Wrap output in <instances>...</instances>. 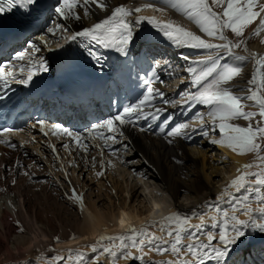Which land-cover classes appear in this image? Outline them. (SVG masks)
Masks as SVG:
<instances>
[{
	"label": "bare ground",
	"instance_id": "bare-ground-1",
	"mask_svg": "<svg viewBox=\"0 0 264 264\" xmlns=\"http://www.w3.org/2000/svg\"><path fill=\"white\" fill-rule=\"evenodd\" d=\"M145 1L151 3L154 10L149 9L144 12L141 11L139 14L143 16H156L161 20L171 19L185 28L203 36V33L199 32L198 26L193 21L189 20L187 16L179 10V7L173 8L171 6L172 3H177L178 0ZM105 3L107 4L106 11L101 10L93 4L87 5L89 9V14L85 15L88 18L87 21L71 18L67 19L66 21L67 23L69 22L72 31L75 33L77 31H82L84 28L91 27L94 23L110 15L112 9L117 6H134L140 2L139 0H105ZM155 9H163V11L160 12ZM77 12L84 14V8L79 7ZM225 32L228 35L227 29ZM136 33L137 38L128 48L129 59L123 64H119L117 67L120 72L117 76L116 83L120 89L115 88L112 91L115 102H118L119 97H121V99L124 98L125 102L120 111L127 105L136 104L137 99L142 93L137 82L139 72L136 70V64L134 63L135 57H141L139 53V46L141 44L154 39H161L168 43V49L165 50L162 60H159L158 71H156L155 68L151 71V76L153 77L152 87L158 89L159 92L165 91L164 87L167 83L164 85L159 84L158 79L164 78L165 72L167 71L166 67L169 66L170 72L176 59L174 58L175 56L180 55L189 57L188 60H185L186 66H189L190 61L193 60L192 58L206 55L204 50L187 47L178 48L174 46L162 33L153 28L152 25L148 24L146 21L142 23L140 28L136 26ZM60 42L59 40L56 44ZM213 42L220 43V41ZM262 45V43L254 44L250 41L247 43L248 51H246L243 56H248L249 52L261 55L263 53ZM163 62L168 63V65ZM247 64V67L240 77L234 81V91L238 92V95H244L245 90L250 87L247 81L251 78L256 67L255 61L252 59L247 61ZM180 72H182V68L176 74V77L183 83L186 79L183 76L185 72ZM172 74H175V72H172L171 75ZM180 90L170 92L169 95L178 98ZM193 90L197 91V88H193ZM163 96L165 99V95ZM161 101L159 96H157L154 101L157 107L167 109V111L161 115L160 120H153L151 117L146 120L141 118L139 120H134L133 124L124 125L125 132L131 141L130 147L133 151H137V154L134 157L130 156L131 158H127L123 155L121 158L122 160L119 162L113 161V163H111L110 161L108 168L109 173L106 177V180L110 183V187L108 184L106 186V181L104 183L102 182L104 181L102 164H99V170L96 169L97 165H94V161L92 164L85 162L83 166L78 162L73 164L71 169L75 171L72 172L71 179L75 178L74 176L77 173L76 169H78L79 177H77L79 180L81 176L87 177L85 174L89 171H86L85 168L89 167L91 170L88 176L90 175L91 182H93V184L97 183L98 186H100L97 200L92 201L88 200L84 195L83 191L86 187L76 189L74 184L71 183L72 188L70 189L72 193L73 190H75L77 194L83 197V209L81 208L80 202L71 198L58 204L56 188H63V184L61 183H63L62 180H64L59 169L58 174H56L57 177L54 178L48 166L45 167V169H41L40 167L41 170L46 171V179L50 178L51 181H55H48L50 187L53 189L51 191L43 189L46 186L44 183V186H42L43 188L39 189L38 185L43 181L37 182V177L28 174L24 175L23 167L21 171L19 170L16 179H14V176H10L4 180L0 177V199L3 198L0 200V264H99L100 260H102L104 264H142L141 260L132 258L139 257L142 253L139 248L131 246V241H125L128 243L129 247L126 250H121L119 248L120 240L99 241V237L101 235L110 237L130 235L126 226L131 223L135 225L132 226L134 228L139 229L143 227L149 234H155L156 236H163L165 239H170L166 235L169 230V225L164 221L168 213H178L181 217H188L191 224H199L200 221L198 217L200 215H204L206 220H209V218L214 215V206L226 208V201L231 200V196H226L222 200H218L217 198L221 196L225 186H227L226 184H229L232 179L239 175L237 169L241 168L242 165L246 163H252V158L248 157V154L243 156L237 155L226 146L214 144L213 147L223 154L221 163L223 166L228 165V167H221L220 169L217 167L215 168V172L208 173L207 163L202 152L199 151L198 154L194 153L195 155L191 157L187 155L186 152L181 153L182 149L185 148L183 143L191 142L188 140L186 134L179 137L167 136L165 139L161 140L146 138L149 134H167L172 127L180 123L190 125V127L185 129V133L193 130L195 134L202 133L203 129L209 131L212 127L211 123L208 122L207 115H205L207 128H203L204 125H201L198 115L194 116L193 112H191L185 117H180L171 105H165L161 103ZM186 104L187 103H183L180 106ZM148 110L149 109L146 111ZM206 110H209V106ZM169 115L172 116L171 123L165 128L164 132H160L159 129L162 126L163 120ZM141 129H143V131ZM215 132H219V130L216 129L215 131H211L210 136H216V134H214ZM22 136L24 137L25 146L7 150L4 158L0 159V165L2 166L1 163L6 162L8 158L12 160L14 157H18L19 161H21L27 155H29L32 160H35L36 163L38 162V164L43 162L49 163V160L45 157L44 151L40 149V145L33 143L25 134ZM198 136L201 135L197 134L196 137ZM60 139L59 137L56 140ZM169 140L172 141V144L169 143ZM37 141L41 142L38 139ZM166 143H169V147H167ZM31 145L34 146L37 152L42 153V156L36 155L29 150ZM67 151H69V149ZM83 151L84 150H82V152ZM71 153L72 151H69V154ZM164 153L169 156V159L164 158ZM93 154L95 153H92V156ZM127 155L131 154L127 153ZM106 156L108 157V154ZM137 156L140 157H138V159L147 162L149 168L141 164L142 162L140 160H136ZM132 158L136 160H132L135 165L129 169L128 166L130 163L126 160ZM212 158L214 159L215 156ZM33 162L34 161H32L28 167L30 170L36 167V165H32ZM59 167H62V164H60ZM134 169L137 172L134 171ZM258 170L259 169L255 167L252 169V171ZM0 173L5 174V172ZM97 173H102V175H97ZM218 173L223 175L222 185L220 186L214 181V175ZM59 174L61 176L57 181L56 179ZM144 176H147L145 180L148 181H144ZM150 180L160 183L163 186L162 192H160L161 190H154L153 184L149 183ZM74 182L75 184L77 183L76 181ZM55 184L57 185L56 187H54ZM139 191L142 193H139ZM113 192L118 195V203L117 201L112 203L110 200L109 195H112ZM126 193L128 194L127 196L125 195ZM183 193H191L190 196L192 200L188 198L190 200L182 202ZM137 194L140 196L138 197ZM231 194L239 196L245 193L243 190L237 193L233 188L231 189ZM62 195L66 197L63 191ZM70 197H72V195ZM136 197H138V199ZM102 198L104 199L102 200ZM134 198L135 201L137 200L136 202H138V205L133 203ZM103 201H107L108 204L112 206L110 208H104L103 206L99 207L98 205ZM206 204L212 207L207 209ZM253 205V208L257 207L255 202H253ZM150 215L158 220L156 222L149 221ZM240 218L246 219L243 215H240ZM121 225H123V227ZM162 227L164 231H161ZM206 230L216 231V229H210V227ZM251 232L252 231L248 232V235L241 240L231 253L232 255L242 251L241 257H245L247 264L255 263V261H253V254L255 252L250 249L253 242L258 241L255 245L256 250L262 247L264 249V234L259 233L258 235H253ZM199 235L201 239H206L202 233ZM93 246L97 248L96 252L92 251ZM105 246H114L118 253L115 260L107 253L101 255ZM162 246L167 247V245ZM150 247L151 246L147 245L144 247V252L147 253V255L144 256L145 264H156L158 261L175 259L171 252L159 254L155 250L149 251ZM122 251L131 252L132 257L125 259L123 255H121ZM81 256L83 257L82 261L79 260ZM56 257H63V259H60L61 261L56 260ZM257 260L259 261V259ZM209 264H214V262H209Z\"/></svg>",
	"mask_w": 264,
	"mask_h": 264
},
{
	"label": "snow or ice",
	"instance_id": "snow-or-ice-1",
	"mask_svg": "<svg viewBox=\"0 0 264 264\" xmlns=\"http://www.w3.org/2000/svg\"><path fill=\"white\" fill-rule=\"evenodd\" d=\"M38 0H0V16L11 13L19 9L25 14H30L32 8L37 5ZM96 5L101 10H107L105 0H59L55 7V12L67 20L69 18L80 20L81 17L77 12L79 7L84 8V15L89 14L87 5ZM173 8L179 7V10L185 16L193 21L202 35L192 31L175 21L161 20L156 16L137 15L135 20L130 19L134 13H140L143 9L137 7L130 9L124 5H120L112 9L111 14L106 18L94 23L91 27L84 28L82 31L73 33L69 39L71 41L82 38L87 41L84 46L88 48V54L93 56L97 61L100 57L92 50L90 45L95 44L105 49H115L124 55H127V50L137 38L136 26L146 21L157 29L163 36L174 46L181 48L187 47L191 49H200L206 52L197 63L203 67H190L187 71L192 74L191 85L197 88V91L189 93L184 98V103L192 102V105L197 104L209 106L206 115L208 122L212 127L209 131H204L202 134L208 136L211 131L219 130L220 138L212 139L211 143L226 146L237 155L253 154L256 163H246L241 168L237 169L239 175L230 181L227 187L222 192L218 200L224 199L226 196H231L229 208H221L214 206V215L209 220L205 219L204 215H200L199 224H191L188 217H181L178 213H172L164 218L168 223L169 230L166 235L170 239H165L163 236L149 234L145 228L139 229L129 226L128 232L130 235H121L119 237L103 236L99 237V241L103 240H120L119 248L126 250L129 245L125 241H131V246L139 248L142 255L132 257V253L122 251L121 255L125 259L132 257L144 262V247L151 246L149 251L155 250L159 254L171 252L175 259L167 261H158L156 264H227V260L231 253L235 250L241 240L248 235L249 231H255L264 234V55L249 52L248 56L238 55L234 49L241 48L244 45V50L248 51L247 41L243 39L245 29L256 23L252 35L261 37L264 34V2L262 0H178L177 3H172ZM222 9L216 11L215 8ZM144 8L153 7L151 4H145ZM162 12L163 9H155ZM61 25H57L60 28ZM228 29L238 39L233 42L229 39L225 30ZM49 32L52 29H48ZM43 40V37L40 38ZM213 41H220L214 43ZM264 43V38L261 40ZM34 51H39L35 48ZM233 57L236 60L252 59L255 61V70L247 84L251 87L245 90L244 95H238L233 90L235 78L242 74V69L238 66L230 65L227 62L221 63L225 57ZM24 54H18L16 59L24 60ZM188 60L189 57H182ZM39 71L46 72L48 68L45 62L41 61L38 65ZM21 72L24 71L21 67ZM36 73L29 68L27 78L19 80V83L28 84ZM7 76H13L11 72H5L4 68H0V82L7 85ZM13 79L15 77L13 76ZM146 93L139 99L136 104L123 107L118 114L104 120L93 126L94 130L106 128L108 132L116 130L117 124L128 125L133 124L134 120L141 118L160 120L161 115L167 111L166 108L157 107L154 101L157 96L161 98L166 105L168 100L164 99L163 93L151 86V81H144ZM3 99V96H0ZM251 101L258 108V111H246L243 101ZM146 109H149L146 111ZM259 117V122L256 124L248 123L246 126H241L237 123L238 120L252 121ZM201 125H204V115H199ZM172 116L166 117L160 132H164L165 128L171 123ZM43 123V122H41ZM190 127L189 124L180 123L171 128L167 132L169 137H179L185 135V129ZM55 133L67 135L71 137L79 147L87 150V145L81 141L79 133H74L67 128H62L60 125H53ZM43 130V129H42ZM143 131V129H141ZM12 129H4V132H11ZM93 130L89 131V135ZM103 135L102 133H97ZM2 135V133H0ZM47 135V133H45ZM106 140H115L114 136L105 137ZM0 143H9V141L0 140ZM169 143H172L169 140ZM15 147V144H10ZM68 147L67 144L64 145ZM53 151L55 148L53 146ZM258 168V171H252L253 168ZM102 175V173H97ZM235 189L237 193H245L242 196L231 194V189ZM71 199L81 203L83 209V197L73 190ZM255 202L257 207H252V202ZM240 215L246 217L241 219ZM123 224V221H122ZM174 225V226H172ZM216 229L217 231L206 230ZM161 231H164L163 227ZM203 234L206 239H201L199 234ZM143 237V238H140ZM98 241V243H99ZM162 245H167L164 247ZM92 251L96 252L97 248L92 247ZM107 253L113 260L117 258V251L114 246H105L101 255ZM56 260L63 257H56ZM80 261L83 260L81 256Z\"/></svg>",
	"mask_w": 264,
	"mask_h": 264
},
{
	"label": "rangeland",
	"instance_id": "rangeland-1",
	"mask_svg": "<svg viewBox=\"0 0 264 264\" xmlns=\"http://www.w3.org/2000/svg\"><path fill=\"white\" fill-rule=\"evenodd\" d=\"M262 1H264V0H262ZM214 8H215V6H213ZM215 10L216 11H221L222 9H219V8H215ZM88 20V18H86V21ZM252 27H253V25H250V26H248L246 29H245V35H244V37H243V39H246V41H247V43H249L250 41L252 42V43H254V44H257V43H262L260 40H262V38H263V36H261V37H257L256 36V38H254V37H252L251 35H252V32L251 31H249L250 29H252ZM227 32H228V30H227ZM229 35V37L232 39V41H234V42H237V40L238 39H241V38H237V37H235V35L233 34V33H231V31H229V33H228ZM251 36V37H250ZM250 37V38H249ZM229 38V39H230ZM249 39V40H248ZM262 44H264V43H262ZM237 51H238V54L239 55H245V50H244V45H242L241 46V48H238L237 49ZM262 51H263V54H264V47H263V45H262ZM6 60V59H5ZM228 61L233 65V66H238V67H240L241 69H242V72L244 71V69L247 67V61L246 60H236L235 58H230V59H228ZM175 63V62H174ZM174 63H173V65H172V67H171V69H170V72L172 73V72H175V74H172V77H170V82H166L167 84H166V86L164 87L165 89H167V90H169V88H171L170 89V92H173V91H178V87L179 86H181V82H180V79L178 78V77H176V74L180 71V69H181V67H179V66H175L174 65ZM249 63V62H248ZM185 68V67H184ZM187 68V67H186ZM179 70V71H178ZM183 70L184 69H182V72H180V73H183ZM188 70V69H187ZM191 75V73L190 72H188L187 71V75H188V77H190V75ZM174 75V76H173ZM240 77V76H239ZM174 78H178V80L179 81H174ZM186 78V77H185ZM238 79V77L237 78H235V80H237ZM178 86V87H177ZM251 87V86H250ZM194 88V87H193ZM182 90V89H181ZM180 90V91H181ZM234 90V89H233ZM193 91V90H192ZM236 92V91H235ZM185 93V95L186 96H184V98L185 97H187V95L190 93L189 91H186V92H184ZM184 93H182V94H184ZM236 94H239L238 92H236ZM241 95V94H240ZM243 103L245 104V110L246 111H258V108L253 104V102H251V101H247V100H245V101H243ZM202 107H203V105L201 104V107H200V113H202L203 114V109H202ZM204 110H206V108L204 109ZM192 112V109L190 110V112H189V114ZM182 113H184V114H186L187 113V108H184V109H182ZM193 114H194V112H193ZM198 116L200 115V114H197ZM197 115H195V116H197ZM204 115V119H206L205 118V115H206V113L205 114H203ZM181 117V116H180ZM206 122V121H205ZM259 122V117H256V118H254L252 121H244L243 119H240V120H238L237 121V123H239L241 126H246L248 123H253V124H256V123H258ZM203 128H207V122L204 124V126H203ZM203 131H206V130H204L203 129ZM203 131H202V133H203ZM187 132H190V135L188 136L189 137V139H190V141L191 142H189V143H183V145H184V149H182V151H181V153H183V152H186V154L187 155H190V157L191 156H193V155H195V154H198V152L200 151V152H202L203 153V155L205 156V160H206V163H207V172L208 173H212V172H215V168H217V167H219L218 169H220L221 167H225V168H227L228 167V165H224L223 166V164L221 163L222 162V160H223V154L221 153V152H219V151H217V149H215V147H213L214 146V144L213 143H211V140L212 139H219L220 138V133L219 132H215L214 134H216V136H210L211 134H209L208 136H204L202 133H197V134H199V135H201V136H198V137H196V135L197 134H195V133H193V132H195L194 130L193 131H187ZM187 132H186V135H187ZM161 134V135H160ZM193 134V135H192ZM153 135V136H152ZM149 136V137H148ZM146 138H153V139H155V140H161V139H165L166 137H167V134L165 133V134H162V133H158V134H149ZM151 141V140H150ZM167 144V147H169V143H166ZM172 144V143H171ZM162 146V145H161ZM163 147V146H162ZM126 147L124 146L123 147V149H120V153L121 154H123L124 153V156H126L127 158H131L130 157V155H127L126 153ZM134 153H135V155L134 156H136V154H137V151H135L134 150ZM195 153V154H194ZM133 154V153H132ZM163 156H164V158H166V159H169V156L166 154V153H164L163 154ZM215 156V158L213 159L212 157H214ZM123 157V155H121V156H119V155H117L116 156V158L117 159H121ZM138 157L139 156H137L136 157V160H140L142 163L141 164H143V165H145V166H147V168H149V166L147 165L148 163L147 162H143L141 159H138ZM248 157H250V158H252V163H256V164H258L259 163V161H256L255 160V157H254V155L253 154H248ZM140 158V157H139ZM37 159H38V157H37ZM199 159V158H198ZM122 160V159H121ZM132 160H135V158H132V159H129V160H126V161H128V163H130L129 164V166H128V168L130 169L131 167H133V165H135L134 164V162H132ZM135 160V161H136ZM95 162L94 163V165H97L98 164V158H97V155H96V157H92L91 158V160H90V164H92V162ZM35 163H36V161H34ZM115 162H117V161H115ZM119 162V161H118ZM227 162V161H226ZM132 163V164H131ZM188 163V162H187ZM37 165H38V170L36 169V167H34L33 169L34 170H37L36 172H33V173H29V172H25L26 174H28V175H32V176H35V177H37L38 179H37V182H42V183H40L39 185H38V188L39 189H41V188H43L42 186H44V185H46L43 189H45L46 191H51V190H53L51 187H50V185H49V183H48V181H51L50 180V178H45L46 177V171H44V170H41V169H44V167L43 166H45V164L44 163H41V164H38V162L36 163ZM40 167H41V169H40ZM46 167V166H45ZM222 168V169H223ZM25 169H28V166H25ZM96 169L97 170H99V168H98V165L96 166ZM85 170H86V168H85ZM90 168L88 167L87 168V171H89L88 173H86L85 175H87V177L86 176H81L80 177V180L78 179V177H79V173L77 172V176L75 175L74 177V181H76L77 183H76V185H77V187H79V188H81L82 189V187H86L85 189H84V193H85V197L88 199V200H92V201H95V200H97V196H98V193H99V188H100V186H98V184L96 183V184H93V182H91V180H90V175L88 176V174L90 173ZM43 171V172H42ZM134 171H136L135 169H134ZM42 172V173H41ZM137 172V171H136ZM6 173V172H5ZM39 174V175H38ZM41 174V175H40ZM43 174H44V176H43ZM212 175H214V174H212ZM115 176V175H114ZM215 177H214V181H215V183L217 184V185H222V177H223V175L222 174H220V173H218V174H215L214 175ZM135 177V176H134ZM133 177V178H134ZM145 178H147V176H144ZM42 178V179H41ZM76 178H77V180H76ZM79 180V181H78ZM106 181V186H107V184L109 185V187H110V183L108 182V180H106L105 178H104V181H102L103 183ZM146 181H148V180H146ZM48 184H47V183ZM51 182H55V181H51ZM43 183H44V185H43ZM149 183H152L153 185V187H154V190H156V191H159V190H161L160 192H162V185L160 184V183H156V181H149ZM42 184V185H41ZM138 184V183H137ZM151 185V184H150ZM226 185H228V184H226ZM57 185L55 184L54 185V187H56ZM98 187V188H97ZM138 187V186H137ZM136 187V188H137ZM227 186H225V188H226ZM156 188V189H155ZM48 189V190H47ZM99 189V190H98ZM98 190V191H97ZM56 191H57V202H58V204H60L61 202H65V201H67V199H66V197H63V195H62V190L60 189V188H56ZM137 191V190H136ZM137 193H138V191H137ZM139 193H142L141 191H139ZM190 194L191 193H186V194H182V196H183V199H182V202H187L186 200H192V198H191V196H190ZM126 196L128 195L127 193L125 194ZM138 195V194H137ZM188 195V196H187ZM140 195H138V197H139ZM185 196H187V197H185ZM238 196V195H237ZM239 196H242L241 194L239 195ZM12 197V196H11ZM109 197H110V200L112 201V203L113 202H116L117 201V203H118V200H119V198H118V195L117 194H115V192H113V194L112 195H109ZM138 197H136L137 199H138ZM188 198H190V199H188ZM1 199H3V198H1ZM0 199V200H1ZM104 198H102V200H103ZM137 201V200H136ZM135 201V198H134V200H133V203H135V205H138L137 203L138 202H136ZM229 201V200H228ZM254 202V201H253ZM253 202H252V207L254 206L253 205ZM99 204V203H98ZM227 204H228V206H227ZM225 206H226V208H229L230 207V205H229V203H227ZM207 205V209L209 208H211L212 206H210L209 204H206ZM99 207H101V206H103L104 208H110L111 206L108 204V202L107 201H103L100 205H98ZM57 208H60V207H58V206H56ZM55 207V208H56ZM217 231V230H216ZM251 233H253V234H257L258 232H255V231H252ZM229 258H231V256L229 257ZM245 258V257H244ZM259 258H261V256H259ZM61 261V260H60ZM229 263V262H228ZM231 264H246L245 263V261L243 260V258H241V259H237V260H235L233 263H231Z\"/></svg>",
	"mask_w": 264,
	"mask_h": 264
},
{
	"label": "water",
	"instance_id": "water-1",
	"mask_svg": "<svg viewBox=\"0 0 264 264\" xmlns=\"http://www.w3.org/2000/svg\"><path fill=\"white\" fill-rule=\"evenodd\" d=\"M99 264H104V263L102 261H100Z\"/></svg>",
	"mask_w": 264,
	"mask_h": 264
}]
</instances>
